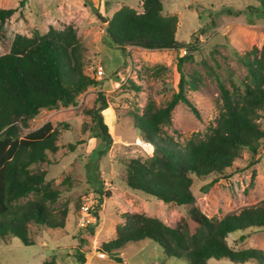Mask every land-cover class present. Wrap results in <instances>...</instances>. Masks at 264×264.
Masks as SVG:
<instances>
[{"label":"rangeland","instance_id":"rangeland-1","mask_svg":"<svg viewBox=\"0 0 264 264\" xmlns=\"http://www.w3.org/2000/svg\"><path fill=\"white\" fill-rule=\"evenodd\" d=\"M162 3L163 14L177 16L175 38L186 43L184 47L128 46L123 50L113 43L105 30L107 19L122 6L141 12L138 0H0V7L15 9L4 24L6 39L0 41V55L8 52L17 33L30 35L33 30L45 32L49 25L62 28L71 24L83 48V70L97 81L95 86L79 94L74 105L43 108L29 120L28 128L20 126L21 137L46 121L58 130V150L49 154L48 161L35 163L30 169L45 170V181L59 192L55 201L46 202L47 207L54 214L66 209L67 215L63 228L29 224L32 245H25L8 233L0 237V264H40L51 259L55 264H81L80 256L84 257L83 264H187L186 260L168 257L157 243L149 240L138 246L127 243L117 251L114 255L122 258L121 263L100 250L105 242L115 238V227L122 222L124 212L157 217L171 226L175 216L182 213L180 206L164 203L126 184L128 160L147 159L153 154L151 145L145 151L137 144L136 138L141 134L135 128L134 116L142 113L150 100L157 107L169 100L178 90L182 73L187 82L192 80L195 85H188L187 97L200 117L180 101L171 112V122L162 128L180 144L194 132L203 136L221 108L219 83L229 91L233 85L240 87L247 68L239 56L253 46L264 45V13L254 0H162ZM179 57L186 58L181 69L176 66ZM98 65L104 71L100 79L95 77ZM100 93L108 104L100 110V115L111 136L109 143L101 137L96 115L88 112L99 107ZM258 121L264 130V118ZM93 164L95 178L103 182L102 202L98 208L95 206L96 225L80 228L79 205L88 193L97 195L95 188L99 183L92 179V184L88 172V165ZM253 171L255 177L250 183ZM224 173L227 177H219L214 183L215 174L205 179L193 178L191 190L195 204L205 214L220 218L261 204L264 201V138L259 141L256 154L240 150V155ZM34 199L30 194L17 203L23 205ZM89 229H93V234ZM241 234L245 235L243 239ZM226 241L233 250H264V228L231 233ZM207 263L241 264L225 259H209Z\"/></svg>","mask_w":264,"mask_h":264},{"label":"trees","instance_id":"trees-1","mask_svg":"<svg viewBox=\"0 0 264 264\" xmlns=\"http://www.w3.org/2000/svg\"><path fill=\"white\" fill-rule=\"evenodd\" d=\"M138 1L141 12L122 6L107 19L105 30L114 44L123 50L128 46L179 49L186 45L176 40L178 18L163 14L162 0ZM254 1L264 13V0ZM14 12V8L0 7V41L6 39L4 24ZM82 50L73 25L62 28L49 25L45 32L33 30L30 35L15 34L8 52L0 55V237L8 233L25 245H32L29 224L51 229L65 225L67 210L54 214L46 204L55 201L59 192L45 181V170L33 172L30 169L35 163L48 161L49 154L58 150V130L46 121L21 137L19 128H28L29 120L43 108L74 105L79 94L97 84L83 70ZM184 59L177 58L178 69ZM239 59L247 68V76L241 80L240 87L233 85L230 91L219 83L221 108L203 136L194 132L180 144L162 128L171 122V112L180 101L200 117L187 97L188 85H195L192 80L187 82L182 73L178 90L169 100L159 107L150 100L143 112L134 116L135 128L153 147V154L147 159L128 160L126 184L164 203L180 206L182 213L175 216L171 226L157 217L124 212L122 222L115 227V238L101 246L116 262L121 263L122 258L114 254L127 243L138 246L149 240L157 243L168 257L186 260L187 264H208L209 259L264 264V250H233L226 241L231 233L264 228V201L243 208L238 214L214 218L195 204L191 190L194 177L205 179L215 174L213 183L219 177L225 179V170L240 155V150L256 154L259 141L264 138L258 121L264 118V45L253 46ZM98 101L99 107L88 112L96 115L101 137L109 143L111 136L100 115V110L108 107L102 93ZM93 165H88V172L90 181L95 179L99 183L95 188L100 196L98 208L102 202L103 182L95 178L96 166ZM254 177L255 171L251 173L250 183ZM30 194L35 196L34 200L23 205L17 203ZM95 214L98 220L97 211ZM89 233L93 234V229H89ZM244 237L240 235V239ZM80 258L83 264L84 257ZM40 264L55 262L54 259L43 260Z\"/></svg>","mask_w":264,"mask_h":264},{"label":"built area","instance_id":"built-area-1","mask_svg":"<svg viewBox=\"0 0 264 264\" xmlns=\"http://www.w3.org/2000/svg\"><path fill=\"white\" fill-rule=\"evenodd\" d=\"M104 75L101 65H98L95 71V77L101 78ZM137 144L147 151V147L150 143L144 140L142 137L136 138ZM152 151V150H151ZM99 195H95L93 192L88 193L82 200L77 211V224L80 228H86L88 226H93L97 221L95 214V206L99 200Z\"/></svg>","mask_w":264,"mask_h":264},{"label":"water","instance_id":"water-1","mask_svg":"<svg viewBox=\"0 0 264 264\" xmlns=\"http://www.w3.org/2000/svg\"><path fill=\"white\" fill-rule=\"evenodd\" d=\"M103 253L107 254L106 252H104L102 249H100Z\"/></svg>","mask_w":264,"mask_h":264},{"label":"crops","instance_id":"crops-1","mask_svg":"<svg viewBox=\"0 0 264 264\" xmlns=\"http://www.w3.org/2000/svg\"><path fill=\"white\" fill-rule=\"evenodd\" d=\"M131 47H133V46H131ZM130 48V47H129ZM142 137V136H141Z\"/></svg>","mask_w":264,"mask_h":264}]
</instances>
